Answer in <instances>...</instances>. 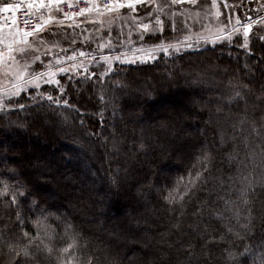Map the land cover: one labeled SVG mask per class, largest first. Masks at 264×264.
Returning <instances> with one entry per match:
<instances>
[{"label":"trees","instance_id":"obj_1","mask_svg":"<svg viewBox=\"0 0 264 264\" xmlns=\"http://www.w3.org/2000/svg\"><path fill=\"white\" fill-rule=\"evenodd\" d=\"M250 45L251 55L217 43L150 62L114 64L112 72L100 80L93 77L77 84L73 78L74 91L66 98L83 114L57 109L67 114L66 123L51 109L0 111V230L14 235L27 232L39 247V251L32 250L36 258L22 264H88L89 256L97 258L92 264H229L226 250L234 237L228 235L226 226L235 227L237 222L218 197L229 199L234 182L236 188L241 187L240 169L252 181L246 210L252 214L253 232L245 243H259L264 238V42L252 38ZM163 73L171 81L165 82ZM179 80L187 84L182 86ZM116 82L125 87L118 90ZM242 85L248 86L244 99L229 104L227 97ZM169 86L184 98L172 112L159 113L160 106L170 105L168 99L174 93L163 96L161 91ZM101 96L114 101L115 107L109 103L105 110ZM137 96L142 99L134 101ZM242 119L241 126L238 121ZM253 124L261 128L259 135L252 132ZM220 130L227 141L223 146ZM179 136H189L191 143L175 146ZM233 136L235 142L229 139ZM114 142L118 151L113 149ZM140 143L145 146L142 151L136 147ZM205 146L212 162L207 165L210 171L204 174L202 190L183 205L166 202L164 197L178 181L177 190L183 189L194 165L200 170L197 157ZM229 154L236 162H229ZM68 162L73 163L65 167ZM50 167L54 176L39 175ZM17 183L25 186L21 191L30 193L20 207L12 203L9 191ZM129 192L137 197L124 200L120 195ZM33 201L39 205L35 209ZM201 205L202 214L194 215ZM20 211L26 221L22 230L15 226ZM218 211L224 214L222 221L215 216ZM69 222L80 238L78 247L64 252L73 243V231L65 232ZM221 233L228 235L226 241L208 243ZM236 244L232 250L242 251L243 245ZM14 259L15 253L9 254L0 244V264H13Z\"/></svg>","mask_w":264,"mask_h":264},{"label":"snow or ice","instance_id":"obj_2","mask_svg":"<svg viewBox=\"0 0 264 264\" xmlns=\"http://www.w3.org/2000/svg\"><path fill=\"white\" fill-rule=\"evenodd\" d=\"M62 0H35V5L29 3V8L38 6L39 8H44L48 5L58 4ZM72 0H69L71 3ZM91 7L84 8L80 10L79 15L83 16L85 13L96 12L98 16L105 17L99 21L101 25L107 24L112 25L115 20L120 18L122 9H129L133 13L139 12L136 5L141 6H153L154 7H145L144 17L145 18H154L150 19L148 23L143 22V19L137 15L133 16L131 19V25L142 30L140 34V39L145 40L147 37L144 33H147L150 36L156 38L155 42L148 48H138L136 51L140 53V56L137 59L147 62L155 58L157 52L163 55H172L173 53H181L185 48H192L193 44L190 43L193 39V36L190 34H185L183 40L177 39L175 44L167 41L160 40V34L164 33L166 28L169 27L167 19H162L164 17H170L172 31L180 32L181 28L178 26V21L180 17H189L187 8H180V10H173V6L177 5H193L196 6L201 11H204L207 5V0H107L106 3H92V0H89ZM217 0H211V8H216ZM13 5H5L3 11H9L13 9ZM18 7V5H17ZM58 11V8H57ZM65 17H68L69 14H62ZM218 16L219 13L217 12ZM43 19V18H42ZM200 12H196L194 15V20L199 22ZM56 20L55 15H50L46 20L41 24H37L35 29L32 32L25 30H20L16 28V33H21L23 35L17 39L16 36H12L11 42L7 46V54L5 58V53H0V61L6 64L4 75L10 77L11 87L0 92V111L7 110L9 108L19 109L20 111H29L33 109L36 110H47L51 109L54 114H57L58 119L63 123L67 122L68 116L64 113H57V109L63 107L70 110V112H75L82 116L81 110L74 104H71L70 100L66 98V95L74 91L71 87V82L73 78H76L77 84L81 80H91L95 77L97 80L101 78H106L109 73L112 72V66L110 61L116 62H125V63H135L136 59L132 61L127 60L124 54H118L115 56L101 55L99 62L97 58L93 56L90 52L83 50V45L89 44L91 41L90 36L84 37L80 41V46L75 49L64 48L62 46L64 40L59 38L57 33H52L48 38H45L41 33H45V30L50 22ZM89 23H96V21H89ZM256 23L255 20H252L249 23H243L239 17L236 19L235 24L229 22L228 25H222L217 28L215 31L211 29H204L202 27V32L204 34L197 35L195 37L196 43L199 44L201 40L205 43H224L231 47H236L248 52L251 55V45L250 41L252 39L250 33L252 32L253 26ZM261 24H264V19L260 20ZM13 27H15V19L13 18ZM99 31V29H97ZM50 31V30H49ZM10 35H12L10 29ZM111 35V32L108 33ZM28 36H34L36 41L39 42V45L43 46V51L41 47L36 43L30 42L26 39ZM256 39L264 42V35H259ZM70 45H77V40L75 38L70 39ZM112 41L109 39L107 43L103 41L97 42V49L107 48ZM39 53V54H37ZM63 53L64 55H61ZM42 57L51 59H46L45 62L41 63ZM87 62V63H86ZM87 65H98L99 68H103L104 71H95L90 69ZM60 76V78H57ZM64 76H69L67 81H63ZM65 83L68 85L65 87ZM231 83V82H229ZM42 85H48L50 87H43ZM118 90H122L125 85L122 82H116ZM247 85H242L240 88H234L231 95L227 97V102L229 104L237 102L241 99H244L243 90L247 89ZM264 89V85H262ZM27 93V96L24 94ZM106 95V94H105ZM101 101L104 102V109L106 110L109 103H112L113 107L114 101H108L105 99V96L99 97ZM23 101V102H22ZM221 111V108H217V112ZM39 115V111L37 112ZM97 115V113H93ZM98 115L103 120V112H99ZM264 120V117H262ZM245 120H240L238 123L242 126ZM84 120L81 118L80 125L84 126ZM18 127H23V124L17 125ZM235 129V126H234ZM261 128L253 124L252 132L256 135H259ZM96 133H89L93 135ZM99 135V134H96ZM220 145L223 146L227 141L225 140V134L223 130H220ZM233 142H235V137H229ZM244 146L247 148L249 145L247 143V138H244ZM137 150H144V144L140 143L136 146ZM113 149L119 150L118 143H113ZM71 158V153L68 154ZM63 158V157H62ZM228 160L230 163L236 162V158L229 154ZM197 161L200 164V170H196V166H193V171L189 173V177L186 182L183 183V189L177 190L180 187V181L177 182L175 188L169 191V194L164 197V200L170 204H175L177 202L183 205L185 199L190 200L197 191L202 190L201 182L203 181L204 174L210 169L207 165H210L212 162V156L210 150L207 147H202ZM241 175L239 176V183L241 187L236 188L235 182L232 187L229 189L230 197L229 199H224V197H218V199L223 200L226 206V211H231L233 218L236 220V226L228 225L227 233L234 237L231 248L227 249L226 259L229 264H264V238L260 240L259 243L246 244L245 240L250 239L253 232V218L250 210L247 209L249 203V188L251 187L252 181L243 174V170L240 169ZM194 173V174H193ZM231 179V178H230ZM183 180V178H181ZM115 183V180L113 181ZM206 183V181H203ZM223 181L220 182L223 186ZM25 186L17 183L9 189L12 193V203L16 204L17 207H20L21 200L27 199V196L30 195L27 191H21ZM235 195L236 199H231V195ZM39 205L33 201L32 208L35 209ZM204 205L198 206L195 208L194 215L202 214ZM215 216L219 220L224 219V214L221 211L215 213ZM41 217L43 220H46L48 217L44 215V210H41ZM60 219V217H57ZM243 221V222H241ZM26 221L23 216V212L20 211L17 213V219L15 221V226H18L21 230L23 229ZM178 227V225H177ZM73 231L74 235L72 237L73 243L68 245V248L63 249L64 252H68L69 248L78 247L79 233H76L73 225L69 222L65 224V232ZM228 235L221 233L218 237H211L208 243H219L226 241ZM35 238H29L27 232H23L22 235H14L13 232L7 230H0V244L6 246L9 250V254L15 253V259L13 264H22V261L27 259L36 258L32 256V250L35 247L39 251V247L33 243ZM27 240V242H25ZM236 241H239L240 245H243L242 251H233V248H237L238 245ZM52 249H48V254L50 255ZM191 256V253H189ZM97 259L95 256L88 257V264H92V261Z\"/></svg>","mask_w":264,"mask_h":264},{"label":"rangeland","instance_id":"obj_3","mask_svg":"<svg viewBox=\"0 0 264 264\" xmlns=\"http://www.w3.org/2000/svg\"><path fill=\"white\" fill-rule=\"evenodd\" d=\"M86 1L89 2V0H86ZM45 2L47 3V0H45ZM95 2L96 0H92V3H95ZM199 2L200 0H198V3ZM31 3L35 5L34 1H31ZM5 5H8L7 2H4L3 8ZM207 5L208 6L205 8L204 11H201L200 9H198L196 6H193V5H189L187 7L185 4L173 6V10H177V11L180 10V8H187L191 15L187 18L185 17L179 18L178 26L181 28L180 32L172 31L170 17L166 18L162 15L161 17L162 19L168 20L169 27L166 28L164 33L160 34V40L175 44L177 39L183 40L185 34H190L193 36V39L189 42L193 44V47L185 48L183 49V51L189 50V49L194 50V49L206 47V46H213L215 44L211 42L205 43L203 42V40H201L199 44L196 43L195 37L197 35L204 34L202 32L201 26H203L204 29H211L212 31H215L217 28L221 27L222 25H228L229 22H231V24H235L237 17H239V19L243 23H249L252 20L256 21V23L253 26L252 32L250 33L252 38H256L259 35H264V24L260 23V20L264 19V0H217L216 8H211V0H207ZM136 7L137 9H139V12L137 13H133L131 10L127 8L122 9L120 18L115 20V22L112 25H107V24L101 25L99 21L102 19H106L107 16L100 17L97 15L96 12L85 13L83 16L80 15L75 20L67 21L62 17L61 13L57 11L58 7L55 4L48 5L44 8H39L38 6H34L32 7V9H34L35 11L42 12L46 18H48L50 15L56 16V20L53 22H50L45 30V33H41V35H44L45 38H48L52 33H57L59 38H62L64 40L62 44L64 48H69L70 50L73 48H77L78 46H80V41L84 37L90 36L91 41L89 42V44L83 45L82 47H83V50L88 51L93 56H95L98 62L100 60L101 55L115 56V55L122 53L126 56L127 60L132 61L133 59H136L135 63H142L144 62L143 60L137 59L140 56V53H138L136 49L138 48L148 49L155 42L156 38L154 36L148 35L147 33H144V35L147 38L145 40H141L139 37H140L142 30L134 28L131 25V19L133 16L139 15L143 19V22L148 23L150 19H154V18L144 17L145 7H154V5L153 6L136 5ZM20 8H23V7H20ZM4 12H7V11H4ZM196 12H200L199 22H196L194 20V15ZM217 12L219 13L218 16L216 15ZM6 18L7 17L5 16L2 20L3 22L1 23H4L3 26L9 27L11 30H13L14 34L12 36H16V38L19 39L23 35V31H21V33L19 34L16 33V28H19V27L17 26L16 23H15V27H13V20H9V23L5 22ZM89 21H96V23H89ZM97 29H99V31ZM1 30H2V27L0 28V33H1ZM5 31H8V30H5ZM109 32H111L110 36L108 35ZM72 38H75L77 40V45H70L69 41ZM26 39L29 40L30 42L36 43L38 46L41 47V51H43V46L39 45V42L36 41V38L34 36H28L26 37ZM109 39L112 41V43L107 48L97 49V42L103 41L104 43H107ZM11 40H12V37H8L7 35L5 36L2 35L0 42L2 46L7 48ZM0 53H5V58H6L7 49H5V51L3 52L0 50ZM173 54H177V53H173ZM160 56L167 57L170 55H163L159 52L155 54V58L160 57ZM46 59H51V58L42 57L41 63L45 62ZM152 60H148L147 62H150ZM110 64L111 66H113L114 64H134V63L110 61ZM0 65H1V70L5 72L6 64L0 61ZM87 66L89 68L94 67L96 69H102L104 71V69L99 68L98 65H87ZM160 76L165 78V82L171 81L170 76L165 73L161 74ZM67 80L68 78L66 79V81ZM179 82L182 86L187 84L186 80H183V81L179 80ZM7 83H10V79L7 80ZM42 86H48V85H42ZM4 87L6 88L0 89V92H3L4 90L8 89L7 86H4ZM170 88L171 90H173L172 93H169V91H167ZM168 89L162 87L161 91H162L163 96H166L167 93L171 95L175 91L173 87H170V86ZM187 92L188 91H185L184 93L187 94ZM26 94L27 93H25L24 95ZM173 95L172 97L168 99L170 103L169 106L162 105L157 109L159 113L172 112L173 111L172 107L178 104L179 100L184 98L182 94L177 95L174 93ZM138 98L142 99L141 96L139 97L137 96L134 99V101L137 100ZM187 99H188V103L186 104H188V106L192 108V104L190 103L189 98ZM186 104H185V107H187ZM152 125L153 123L149 124L150 127ZM184 141L191 143V138L189 136H179L177 138V141L174 142L175 146L176 145L181 146L180 144L183 143ZM37 157H40L39 154ZM72 159H75V157H73ZM73 162L66 163L65 167L70 166ZM33 167H34L33 169H35L37 168V165H34ZM99 173L101 176L103 175V173H101L100 171ZM39 175H43L45 177L54 176L53 168L52 167H50L49 169L45 168L43 171H40ZM160 175L162 176L163 174H160ZM45 179L47 180V182H49L47 178ZM51 189L53 191L56 190L54 186H52ZM129 194L130 195L120 193V195L123 196L124 200H128L129 197H133V198L137 197L136 193L129 192ZM71 201H73V199ZM126 212H127V208L123 210V215L125 217H126Z\"/></svg>","mask_w":264,"mask_h":264},{"label":"crops","instance_id":"obj_4","mask_svg":"<svg viewBox=\"0 0 264 264\" xmlns=\"http://www.w3.org/2000/svg\"><path fill=\"white\" fill-rule=\"evenodd\" d=\"M16 1L17 0H13V1H11V0H0V26L2 27V30H1V33H0V39H1V37H2V35H7L8 37H12V35L14 34L13 32V30H11V32H12V35H10V28L9 27H5V26H3V24L4 23H1V22H3L2 20H3V18L6 16L7 18L5 19V22H7V23H9V20H13V18H12V16H13V10L15 9V8H18L17 7V3H16ZM31 1H34L35 2V0H20L19 1V4H18V6H20V7H23V8H26V9H28L32 14H34V15H37V16H39L40 18H41V23H43V21L44 20H46L47 18L45 17V15H43V13L42 12H39V11H35L34 9H29L28 8V5H29V3L31 2ZM64 1H69V0H62V2H64ZM73 1V0H72ZM4 2H7V4L8 5H13L14 7H13V9H11V10H9V11H7V12H4L3 11V4H4ZM46 3V2H45ZM61 3V2H60ZM59 3V4H60ZM47 4V3H46ZM59 4H58V9H59ZM25 5H26V7H25ZM186 5V7L187 6H189L188 4H185ZM59 11V10H58ZM59 13H60V11H59ZM43 18V19H42ZM0 27V28H1ZM8 28V29H7ZM5 30H8V31H5ZM5 49H7V48H5L4 46H2V44H1V42H0V50L3 52V51H5ZM73 49H75V48H73ZM61 55H64L63 53L61 54ZM8 79H11L10 77H7V76H5L4 75V72L1 70V65H0V89H2V88H6V87H4V86H7L8 88L11 86V85H9V84H11V83H7V80Z\"/></svg>","mask_w":264,"mask_h":264},{"label":"built area","instance_id":"obj_5","mask_svg":"<svg viewBox=\"0 0 264 264\" xmlns=\"http://www.w3.org/2000/svg\"><path fill=\"white\" fill-rule=\"evenodd\" d=\"M107 0H99L98 3H106ZM90 3L86 0H73L71 3L69 1H64L59 4V10L61 14L67 13L69 14L68 17H65L68 20H72L75 17L79 16L80 10L84 8H89ZM24 9L18 10L16 14ZM25 16L20 18V22L22 23L23 21H28L30 22L29 25L27 26L26 30L28 32H32L37 24H40V18L38 16L32 15L29 11L25 9L24 11ZM18 23V22H17ZM19 26V25H18ZM20 28V26H19ZM21 29V28H20ZM22 30V29H21ZM23 30L24 29V24H23Z\"/></svg>","mask_w":264,"mask_h":264},{"label":"bare ground","instance_id":"obj_6","mask_svg":"<svg viewBox=\"0 0 264 264\" xmlns=\"http://www.w3.org/2000/svg\"><path fill=\"white\" fill-rule=\"evenodd\" d=\"M19 1H20V0L17 1L18 4H19ZM21 9H22V8H20V6H18V8H15V9L13 10V16H12V18L15 19V23L17 24V26L19 25L20 28L23 30V24H24V29H26L30 22H28V21H23L22 23L20 22V18L25 16V14H24L25 9L22 10V11H20V12H18L17 14H16V12H17L18 10H21ZM17 22H18V23H17ZM19 26H18V27H19Z\"/></svg>","mask_w":264,"mask_h":264}]
</instances>
